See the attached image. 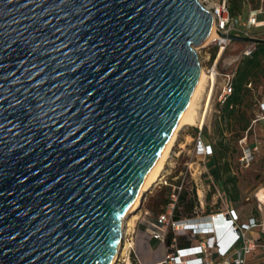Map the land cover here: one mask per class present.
<instances>
[{"label":"water","instance_id":"water-1","mask_svg":"<svg viewBox=\"0 0 264 264\" xmlns=\"http://www.w3.org/2000/svg\"><path fill=\"white\" fill-rule=\"evenodd\" d=\"M212 19L200 0H0V264L111 261Z\"/></svg>","mask_w":264,"mask_h":264},{"label":"rangeland","instance_id":"rangeland-1","mask_svg":"<svg viewBox=\"0 0 264 264\" xmlns=\"http://www.w3.org/2000/svg\"><path fill=\"white\" fill-rule=\"evenodd\" d=\"M200 1L204 6H208L212 9L218 0ZM260 6V0H250V3L246 4V7H244V17L242 21L240 19H237V21L235 20L239 27H243V23L246 21L251 10L259 8ZM259 18H264V15L259 16ZM258 28L257 32H260L259 36L264 39V27L260 26ZM237 35L243 36L241 32H238ZM247 46L248 41L232 40L222 52L220 46L215 43H208L205 46L196 48L201 69L207 74L206 89L197 101L200 107L199 116L203 114L205 121L203 125L198 122L195 125H187L180 130L177 142L173 146V150L170 153L169 160L162 174L166 175L168 184L162 183L161 187H159L157 184L160 180L157 181L153 188L146 192L140 207L135 211V214H137L136 219H133V221L130 220L133 215L131 214L127 218V220H130V225L128 226H126V222L123 220L124 235L119 243L120 246L122 245L123 247L128 243V250L125 256H122V254L119 256L115 264H128V262L134 264L135 261L133 256L136 257L137 264L143 262L144 255L142 256L140 254V243H142L141 241L143 240L145 230L151 235L149 228L144 225V222L148 221L147 217L149 216L145 211L148 210L151 213L149 209L152 205H155L156 202H159V196L161 195L160 190H162L164 186L175 185L186 175V188H188L190 192L194 190L195 198L199 206L200 200L198 194H200L204 204L217 201V198H207V194L214 191L212 185L210 188L208 187V183H210L212 178L215 179V177L211 171L212 168L210 167L211 162L209 157L203 158L200 152L201 150L198 148L197 136L204 128L207 133L206 135L202 134V136L206 143L216 144L223 141L231 148H234V153L227 157L234 170L231 174L236 176L239 183L236 188L231 186V184H225L229 195L232 196V199H240L243 210L251 209L259 218L263 215V211L260 210L258 206L259 199L256 197V193L259 191L257 196L260 194L264 197V118L261 117V114L257 111V104L264 99V62L263 68L253 79L252 90L249 93V97L246 98L244 107L248 110L251 118L258 119L259 116L261 118L257 122H254L253 119L252 123H250L251 128L249 132L246 131L241 134L227 129L225 122L219 119L222 104L219 103L218 98L222 90L221 85L224 78L222 74L237 68L245 56L244 52ZM215 52L216 57L213 58ZM215 62L218 64V71L220 74L217 75L215 81H213L212 74L210 71L208 72V70L211 69ZM245 136L247 139L242 142L241 140ZM255 143L260 144L259 151L254 152L248 165L242 164L240 158L243 154V148L251 145L253 146ZM222 179L224 182L226 176H223ZM236 192L238 194L240 193L241 196L238 195V198H236ZM216 205H223V202L218 199ZM251 264H264V254L260 253L257 255L254 262Z\"/></svg>","mask_w":264,"mask_h":264},{"label":"built area","instance_id":"built-area-1","mask_svg":"<svg viewBox=\"0 0 264 264\" xmlns=\"http://www.w3.org/2000/svg\"><path fill=\"white\" fill-rule=\"evenodd\" d=\"M261 3H264V0H261ZM205 7L211 12L215 27L220 34L229 35L241 32L245 37L259 38L251 33V29L264 25V22L259 19V14L264 12L263 6L250 11L246 21L243 23V27H239L235 19L232 18L229 0H218L212 9L208 6ZM231 41L227 36H221L210 43L218 44L222 52ZM256 42L249 41L244 55L249 56L252 54L256 49ZM209 71L215 77L220 74L217 62L213 64ZM236 74L237 68L222 74L224 78L221 85L222 90L218 98L220 104L226 103L233 93ZM248 86L251 87L252 83H249ZM259 108V114L264 118V99L259 101ZM260 116L258 119H254V122H257L261 118ZM246 139L247 137L245 136L241 141L244 142ZM197 141L203 158H210L214 153L213 144L204 141L202 132H199ZM259 149L260 144L258 143H255L253 146L244 147L240 158L241 163L248 165L254 152L259 151ZM186 182V175H184L177 184L171 185L172 193L170 201L163 207V212L150 221V226L148 227L152 239L160 240L163 245L166 244L168 230L174 233L171 248L168 249L164 260L160 264H249V258L253 251L258 247H261L264 251V244H260L257 240L248 237L246 234L253 227L261 226L264 229V217L261 221L252 217L249 222L241 223L238 211L233 207H229L225 212L224 218L230 223L229 230L233 232L235 238L228 245H224L221 238L216 236L215 222L220 214L223 215V212L203 215L201 212L203 200L200 194H198L200 206H196L191 214H183L180 218H175V209L179 207V194L186 188ZM160 183L168 184L166 175H162ZM211 185L214 188L213 197L217 198V201L219 199L223 204H227V196L216 178H212L210 183H208L209 188ZM263 205L264 202L259 201L258 206L263 211L262 213H264ZM179 208L181 209V207ZM145 213L151 216L148 210ZM180 238H185L190 244L180 245ZM134 264H137V262H134Z\"/></svg>","mask_w":264,"mask_h":264},{"label":"trees","instance_id":"trees-1","mask_svg":"<svg viewBox=\"0 0 264 264\" xmlns=\"http://www.w3.org/2000/svg\"><path fill=\"white\" fill-rule=\"evenodd\" d=\"M261 1V0H260ZM250 0H229L230 4V13L232 18L236 21L240 19L242 21L244 17V7L246 4H249ZM261 6L264 7V3H261ZM253 27L251 33L254 36H259L260 32H257V29ZM264 27V26H261ZM235 41V40H234ZM249 44V41H248ZM216 57V52L213 55V58ZM264 62V41L256 42V49L249 56H244L241 63L237 66V74L234 81V91L231 96L228 98L227 102L221 105L219 119L225 122L227 129H230L232 132H237L241 134L250 130L251 124L254 118H251L248 110L245 107L246 98L249 97V93L252 90V86L249 87L248 84L252 83L253 79L257 76L260 70L263 68ZM257 111H260L259 103L257 104ZM206 129L202 130V134L206 135ZM214 153L211 156V159L215 161L217 166V171L221 177L226 176L225 184H235L237 178L235 175L231 174L234 172L231 162L228 159V155L234 153V148H231L228 144L223 141L213 144ZM224 174V175H223ZM172 193L171 186H164L161 190V195L159 196V202L162 204H167L170 201V195ZM178 206L181 207V212L185 214H191L195 207L198 206L196 201L194 190L190 192L188 188H184L179 194ZM178 208V207H177ZM175 209L174 217H178L176 212H180L178 209ZM170 238H173L174 233L172 231L168 232L166 235V243ZM179 244L188 245L190 242L185 238H180ZM134 261L136 262V257L133 256Z\"/></svg>","mask_w":264,"mask_h":264},{"label":"crops","instance_id":"crops-1","mask_svg":"<svg viewBox=\"0 0 264 264\" xmlns=\"http://www.w3.org/2000/svg\"><path fill=\"white\" fill-rule=\"evenodd\" d=\"M261 15H264V12L259 14V16H261ZM259 19L264 22V18H259ZM209 160L211 162V164H210V167L212 168L211 171L213 172L214 177L216 178L220 187H222L224 193L226 194L228 202H227V204H223V205H216L217 201H213L212 203H207V204L203 203V207L201 208V212L203 215L223 212V215L220 214L219 217L217 218L216 222H215L216 231H217L216 236L221 238V241L224 245H228L235 238V235L233 234V232H231L229 230L230 223L224 218V215L226 214L225 212L227 211V209L229 207H233L238 211L239 220L241 223L249 222L250 218H252V217H255V218H257V220L261 221L262 218L264 217V213H262L263 215L259 218L257 216V214L255 212H253L251 209L243 210L242 204H240V202H241L240 199L239 200L238 199H232V196L229 195V193L227 191V187H226L225 183L223 182L221 175L217 171V166H216L215 161H213L211 159V157L209 158ZM238 183L239 182L236 181L235 184H232V183H230V184H231V186L236 188V187H238ZM157 185L159 187H161L162 183L158 182ZM160 192H161V190H160ZM257 193H256V197H258L259 201L263 200L262 202H264V197H262L260 194H258V196H257ZM238 195L241 196L240 193L238 194L236 192L235 197L238 198ZM209 197L212 199L214 198L213 192L207 194V198H209ZM165 205L166 204L156 202L155 205H152L150 207L149 210L151 211V216H148L147 217L148 221L144 222V225H146L145 227H149L150 221L153 218L157 217L161 212H163V207ZM179 207L177 209L180 212H176V214H178V217H176L177 219L180 218L183 214H185V213L181 212V209ZM208 220H209V218H208ZM170 231L171 230H168V232H170ZM246 234L248 237H251V238L257 240L260 244H264V229L261 226L253 227L252 229L248 230L246 232ZM172 240H173V238H170V235H169V241L165 245H163V243L160 240L152 239V236L149 234V232L147 230H145L143 240L141 241L142 243H140V248H141L140 254L142 256L144 255L143 262H141V264L142 263L143 264H160L164 260L168 249L171 248ZM260 253L264 254V251L261 247H258L251 254L248 263L251 264L252 262H254L255 257L257 255H259Z\"/></svg>","mask_w":264,"mask_h":264},{"label":"bare ground","instance_id":"bare-ground-1","mask_svg":"<svg viewBox=\"0 0 264 264\" xmlns=\"http://www.w3.org/2000/svg\"><path fill=\"white\" fill-rule=\"evenodd\" d=\"M220 37H221V34L216 29L215 23H214V18H213L211 31L209 33L207 40L202 44V46H205L208 43H210L211 41H213L214 39L220 38ZM206 79H207V74L200 67L199 75H198L196 83H195V85L191 91L189 99L185 105V108H184L179 120L177 121V124L175 125V128L173 129L170 137L168 138V140L165 144V147L161 151L159 157L157 158L155 164L153 165L151 171L149 172L143 186L139 190V193H138L134 203L132 204V206L130 208V213L127 215L129 217L131 214H133L131 216L130 220L133 221V219H136L137 214H135V211L140 207L143 196L146 194V192H148L149 190H151V188H153V186L155 185V183L157 181L160 180V178L163 174V171L165 169V165L169 160L170 153L173 150V146L177 142L180 130L183 129V127H185L187 125H195L198 122H200V124L203 125V123L205 121V117H203V114L201 116H199V108L200 107L198 106L199 103H197V101L206 89ZM212 79H213V81H215V75L214 74L212 75ZM128 217H126L124 219L126 222V226L130 225V223H129L130 220H127ZM119 242L117 243V245L115 247V252L111 258V261L108 264H115L121 254H122V256H125L127 254V250H128L127 244L128 243L125 245V247H123L122 245L120 246ZM128 264H130V262H128Z\"/></svg>","mask_w":264,"mask_h":264}]
</instances>
